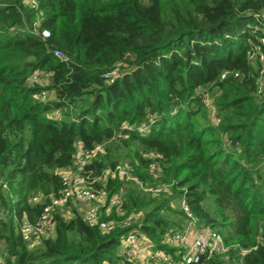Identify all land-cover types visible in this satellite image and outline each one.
<instances>
[{
  "label": "trees",
  "instance_id": "1",
  "mask_svg": "<svg viewBox=\"0 0 264 264\" xmlns=\"http://www.w3.org/2000/svg\"><path fill=\"white\" fill-rule=\"evenodd\" d=\"M263 12L264 0H0V242L10 255L6 263L132 264L121 238L135 223L103 232L71 208L68 220L60 209L54 212L55 233L34 247L20 231L23 220L36 224L50 196L59 195V171L72 168L78 143L111 142L135 157L129 167L144 183L165 184L151 173L152 163L172 181L169 191L155 196L132 182L141 194L128 193L110 218L140 211L142 234L172 252L163 239L183 227L172 218L171 204L180 195L200 225L237 246L226 259L203 257L198 264L241 257L244 264H264V75L250 59L264 52ZM37 74L49 76V87L34 80ZM214 88L220 92L216 124L199 92ZM47 91L53 98L44 100ZM87 97L92 101L83 107ZM69 108L78 112L66 120L61 115ZM109 150L86 166L92 177L117 165L106 162ZM118 180L126 179L110 177L103 185L108 196L120 191ZM39 194L44 199L35 201Z\"/></svg>",
  "mask_w": 264,
  "mask_h": 264
},
{
  "label": "built area",
  "instance_id": "2",
  "mask_svg": "<svg viewBox=\"0 0 264 264\" xmlns=\"http://www.w3.org/2000/svg\"><path fill=\"white\" fill-rule=\"evenodd\" d=\"M261 17L262 22H264V12ZM41 33L43 37L49 36L48 30H43ZM262 33L260 43L264 44V30H262ZM255 52H259L258 54L263 59L262 51ZM255 52L250 54L251 60L254 59ZM53 54L63 61L68 60V57L59 50H55ZM226 76L227 73L221 75L222 78ZM235 76L237 77L238 73ZM54 114L58 115V111H55ZM103 153L104 146L102 144H96L91 148H85L80 143L77 144L72 168L76 169L78 174L69 172L68 170L71 168L59 171L62 179V189L59 195L50 197L49 203L45 206L36 224H32L25 219L20 225L21 234L26 242L42 240L52 236L56 230L55 210L60 209L63 212L67 209L68 211L63 212V214L65 219L68 220L73 216L72 201H76L84 207V211H82L84 220L92 226H97L103 232H111L118 227H129L135 223V227L121 238L122 253L132 264H198L203 257L208 259L223 257L232 250L237 249L236 245L226 243L219 232L199 225L197 217L183 198L180 206V210L183 212V227L167 232L163 239L164 244L174 249L172 252L164 248H156L142 234L140 229L142 223L139 222L142 216L141 212L132 213L123 220L110 218L109 215L113 209H123L124 196L121 193L108 196L107 194L103 195V192H97L94 185L97 181L102 180V176L92 177L90 173L86 172V166L90 165L98 155ZM156 169V163H152L151 173L156 175ZM105 173L113 175V177L118 176L121 179H129L149 195L155 196L170 189V184L151 185L144 183L139 177L132 174L128 166L117 165L114 169L109 167L103 171V177ZM104 186L100 190L104 191ZM34 200L37 201L36 198ZM248 251L243 249L240 253L245 254ZM0 264L7 263L0 257ZM230 264H244V261L241 257Z\"/></svg>",
  "mask_w": 264,
  "mask_h": 264
},
{
  "label": "rangeland",
  "instance_id": "3",
  "mask_svg": "<svg viewBox=\"0 0 264 264\" xmlns=\"http://www.w3.org/2000/svg\"><path fill=\"white\" fill-rule=\"evenodd\" d=\"M26 1H27V3L32 4L34 0H26ZM262 30H264V28H262ZM258 53L259 52H255L254 59H252V64H253L254 68L256 69V71L259 73V75L263 76L264 75V52H261V53H263V59H261V57ZM34 80L43 86L49 87V85H50L49 76L44 75V74L35 75ZM199 92L201 94L204 93V96H202V99H203L205 107L207 108V111H208L209 121L216 124V107H215L214 103H215V99L218 97L220 92L218 91L217 88H214L212 90V92H208V93H206L207 91H205V90H199ZM42 97L44 100L49 99V98H53V93L51 91H47ZM86 99L88 102H86L83 105V107L88 106L92 101V97H87ZM77 112H78V110L76 108H74V109L69 108V109L65 110V114H62L61 117H63L66 120L73 119L74 116L77 114ZM60 114L61 113H59V115ZM106 145L104 147H109V149H110L108 151V155L106 157V162L108 163V165H109V163H116L117 165L129 167V161L132 160L133 158H135V157H133L132 154H130L129 150L124 149L122 147L117 148V146L120 147V145L112 144L111 142H109ZM138 161H139V159H138ZM68 171L72 172L73 174H78V171L76 169H73V168L69 169ZM156 173H157L156 176H158V177L160 176V178H161V176H163L164 181L163 180L162 181L165 182V184H166V182L172 181V178L169 175L167 177L165 172L162 170V168H159ZM110 177H113V175H109V174L105 173V176L101 178L102 180L101 181L99 180L96 182V185H94V186H95V189L97 190V192L98 191L103 192V195L107 194L105 189H104V191H102V190H100V187H102L104 185V183L106 181H108V179H110ZM118 181H120V183H122V186L119 189L120 191L118 193H121L124 196V198L126 197V195L128 193H131V192L134 194L135 193L141 194V191H140L141 189L139 190L138 188H136L135 184L132 183L131 180L126 179V180H118ZM98 184L100 186H98ZM179 190H181V189L180 188L177 189L176 192L178 193ZM99 196H102V195H99ZM36 199H37V201H40V200L44 199V197L41 194H39L36 196ZM99 199H100V197H99ZM181 199L182 198H180V195H178L174 198V201L171 204L172 208L174 210H176V212H175L176 216L175 217L173 216L172 218L173 219L175 218L176 220L178 219L177 222L181 221L182 217H183L182 214L178 215L179 214L178 211L180 210V206H181ZM205 205L208 206L210 209H212L214 207L213 200L211 198H208L205 202ZM80 206L82 207V205H80L76 201H72L71 208L77 209L78 211H80L82 213V211H84V209L81 208ZM67 211H68L67 209L63 210V212H65V213ZM211 211H213V209ZM112 212H113V210L111 211V213ZM119 212H120V210H119ZM119 212H117V214H121ZM139 213H140V211H139ZM40 242H41L40 240L31 241V242H29L30 247H34L35 245L39 244ZM5 251H7V245L4 241H1L0 242V257L6 261V257H8L10 255H9V253L7 254ZM227 257H228V255L224 256L225 259ZM229 257H230V255H229Z\"/></svg>",
  "mask_w": 264,
  "mask_h": 264
},
{
  "label": "bare ground",
  "instance_id": "4",
  "mask_svg": "<svg viewBox=\"0 0 264 264\" xmlns=\"http://www.w3.org/2000/svg\"><path fill=\"white\" fill-rule=\"evenodd\" d=\"M103 145V144H102ZM116 167V166H115ZM157 174V173H156ZM95 185H96V183H95ZM183 220V219H182ZM199 224V223H198ZM200 225V224H199ZM202 226V225H201ZM23 237V236H22ZM219 257H222V256H219ZM224 257V256H223Z\"/></svg>",
  "mask_w": 264,
  "mask_h": 264
},
{
  "label": "crops",
  "instance_id": "5",
  "mask_svg": "<svg viewBox=\"0 0 264 264\" xmlns=\"http://www.w3.org/2000/svg\"><path fill=\"white\" fill-rule=\"evenodd\" d=\"M81 207V206H80ZM81 208H83L84 209V207H81ZM80 212V211H79Z\"/></svg>",
  "mask_w": 264,
  "mask_h": 264
}]
</instances>
